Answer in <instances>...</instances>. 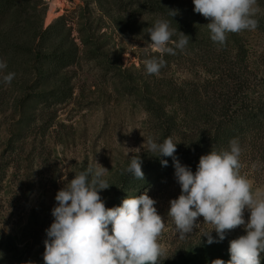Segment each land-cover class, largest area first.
Returning a JSON list of instances; mask_svg holds the SVG:
<instances>
[{
	"label": "rangeland",
	"instance_id": "374dc122",
	"mask_svg": "<svg viewBox=\"0 0 264 264\" xmlns=\"http://www.w3.org/2000/svg\"><path fill=\"white\" fill-rule=\"evenodd\" d=\"M53 1L57 15L48 23ZM257 4V29L229 33L220 45L193 0H0V61L7 64L0 71V264H44L55 196L68 182L62 178L70 181L95 161L112 185L100 191L106 207L145 191L157 201L168 250L158 264L230 260V241L245 235L244 227L208 244L202 234L211 225L200 217L198 229L180 239L167 216L181 194L173 160L142 145L170 136L186 165L184 156L215 151L210 129L238 97L264 106V0ZM157 18L177 29L173 40L180 31L189 43L165 54L166 66L150 75L143 62L158 54L148 47L147 28ZM9 72L15 76L5 84ZM133 155L143 161L144 180L125 171ZM240 160L254 190L264 189V130L245 139ZM249 216L246 210V222Z\"/></svg>",
	"mask_w": 264,
	"mask_h": 264
},
{
	"label": "clouds",
	"instance_id": "9594fccd",
	"mask_svg": "<svg viewBox=\"0 0 264 264\" xmlns=\"http://www.w3.org/2000/svg\"><path fill=\"white\" fill-rule=\"evenodd\" d=\"M194 11L210 22L207 28L211 40L224 45L227 34L254 31L258 27L255 18L261 11L257 0H193ZM176 10H169L173 18ZM177 29L170 21L157 18L147 28L148 47L158 56L144 60L145 71L159 75L166 66L165 54L175 55L183 51L189 36L179 31V39L173 40ZM7 68L0 61V71ZM15 73L3 75V82L10 84ZM177 144L169 136L158 143L152 137L145 139L142 148L155 157H171L175 179L181 194L170 200L167 216L171 218L180 239L198 229V218L211 229L203 232L207 243L223 241L226 234L243 226L246 234L230 241V260L215 259L211 264H261L264 253V189L255 188L253 181L242 174L240 157L242 148L238 139H232L229 149L211 151L199 159L195 173L182 165L175 156ZM140 148L137 151L140 152ZM140 155H133L125 171L136 179L144 180ZM167 160L161 159L162 166ZM258 167L252 165L253 171ZM108 170L95 161V166L74 175L67 186L60 189L52 209L54 221L46 229L44 264H158L167 259V247L160 242L165 231V219L155 207L157 201L147 191L135 197H126L119 206L108 208L100 196L109 189L105 179ZM250 213L245 221V211ZM215 231L214 238L212 232ZM218 238V239H217Z\"/></svg>",
	"mask_w": 264,
	"mask_h": 264
},
{
	"label": "trees",
	"instance_id": "16d2710c",
	"mask_svg": "<svg viewBox=\"0 0 264 264\" xmlns=\"http://www.w3.org/2000/svg\"><path fill=\"white\" fill-rule=\"evenodd\" d=\"M60 62H64L60 59ZM239 88L241 85L239 84ZM237 107L234 110L227 111L223 109L222 115L216 121L211 129L210 144L215 152H221L229 149V143L232 139H238L242 148L245 139L253 133H260L264 130V106L260 105L255 99L243 100L237 98ZM226 110V111H225ZM231 112V114H229ZM193 145L192 148H194ZM188 157V156H187ZM186 165L196 172L199 163V157L192 159L191 157L181 158Z\"/></svg>",
	"mask_w": 264,
	"mask_h": 264
},
{
	"label": "bare ground",
	"instance_id": "6f19581e",
	"mask_svg": "<svg viewBox=\"0 0 264 264\" xmlns=\"http://www.w3.org/2000/svg\"><path fill=\"white\" fill-rule=\"evenodd\" d=\"M56 15H57L56 14V1H53L51 4V9H50L48 17H47L48 23L52 22L54 20V18L56 17Z\"/></svg>",
	"mask_w": 264,
	"mask_h": 264
}]
</instances>
